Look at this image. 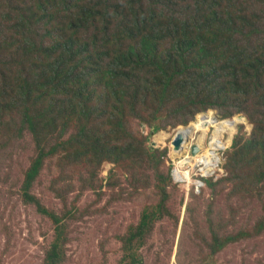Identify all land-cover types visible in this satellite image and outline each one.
I'll use <instances>...</instances> for the list:
<instances>
[{"label": "rangeland", "instance_id": "obj_1", "mask_svg": "<svg viewBox=\"0 0 264 264\" xmlns=\"http://www.w3.org/2000/svg\"><path fill=\"white\" fill-rule=\"evenodd\" d=\"M62 7L60 17L69 13ZM33 12L40 13L36 0L34 5L0 0V264H43L56 243L62 246L57 264H264V181L259 180L262 174L247 170L252 157L240 158L234 149L236 140L242 149H251L257 138L249 118H226L235 108L223 105L199 113L189 125H177L181 118H172L170 108L153 129L150 118H131L127 130L106 139L84 116L62 109L69 104L67 96H57L52 88L43 94L47 73L59 75L57 64L35 60L23 66L30 50L12 53L16 46L7 41L19 43L18 37L27 33L28 48H34L43 29L35 31ZM6 17L19 28L10 27ZM13 60L22 65L16 74L3 65ZM109 64L106 84L118 61ZM214 96L210 90L203 94L209 102ZM233 119L242 123L221 138L216 170L197 159L210 151L213 125L204 149L200 132L174 150L179 129ZM193 147L201 152L195 157ZM179 163H186L181 172L190 174V182L179 177ZM246 179L252 183L248 187ZM160 185L166 186L164 193Z\"/></svg>", "mask_w": 264, "mask_h": 264}, {"label": "trees", "instance_id": "obj_2", "mask_svg": "<svg viewBox=\"0 0 264 264\" xmlns=\"http://www.w3.org/2000/svg\"><path fill=\"white\" fill-rule=\"evenodd\" d=\"M36 2L42 19L39 12H33L32 25L36 32L43 30L37 34L34 48H28V33L18 37L19 43L12 39L7 43L16 46L11 49L16 53L30 50L31 58L23 66L30 67L35 60L57 64L59 75L48 72L41 87L43 94L52 88L57 96H67L69 104L62 109L69 115L84 116L107 139L120 129L127 130L131 118L144 121L148 117L153 129L154 122L172 108V118H181L177 125H189L199 113L228 105L235 109L226 118L245 114L254 125L257 138L251 149H242L237 140L234 149L240 151V158L252 157L247 170L262 174L259 180L264 181V0ZM30 3L34 5L35 0ZM62 6L69 13L60 17ZM11 18L5 21L16 27ZM49 20L57 24L56 29ZM202 20H208L207 24ZM109 60H117L118 65L111 83L106 84L103 79L108 75ZM19 63L13 60L3 65L16 74L22 69ZM209 90L215 95L210 102L203 97ZM225 94L228 97L223 102ZM38 168L39 163L29 174L27 189ZM251 184L250 179L245 180L244 185ZM158 189L167 190L163 185ZM56 244L43 264H57L61 259L62 246Z\"/></svg>", "mask_w": 264, "mask_h": 264}, {"label": "bare ground", "instance_id": "obj_3", "mask_svg": "<svg viewBox=\"0 0 264 264\" xmlns=\"http://www.w3.org/2000/svg\"><path fill=\"white\" fill-rule=\"evenodd\" d=\"M240 124H241V121L238 119L226 120V121L216 120V121H212V122L207 121L205 124L200 123V124L191 125L189 127L181 128L177 131L176 136L181 134L184 137V139L186 140L184 145H188L187 142H189V140H191L198 133L201 132L205 135L204 140L201 143L202 144L201 147H202V149H204L205 143L207 141V138H208V135L210 132L209 129H211L210 126L213 125V127H215V140L211 143L210 151L207 153L206 158H203L202 156H200L197 159H202L200 161V164L204 165L205 168H207V169L212 168V169L216 170L218 168L219 164L221 163V159L219 157V152H221V150L224 148V145L221 142V138L223 137L224 134L230 133V131L235 129L236 126H238ZM199 152H200V148H199ZM198 153H197V155H198ZM185 159L187 160L186 163H188L190 161V160H188V157H186ZM186 163H179L177 172L180 175L179 177L182 178L183 182L188 183L191 180L190 174L185 173L183 171L181 172V169H184L186 167L185 166Z\"/></svg>", "mask_w": 264, "mask_h": 264}, {"label": "water", "instance_id": "obj_4", "mask_svg": "<svg viewBox=\"0 0 264 264\" xmlns=\"http://www.w3.org/2000/svg\"><path fill=\"white\" fill-rule=\"evenodd\" d=\"M244 121H246L244 119ZM185 139L184 137L180 134V135H177L175 140H174V143H173V146L175 147V151L176 152H179L181 149H183L184 147V144H185ZM199 152V149L198 147H193L192 148V155L195 157L197 155V153Z\"/></svg>", "mask_w": 264, "mask_h": 264}]
</instances>
